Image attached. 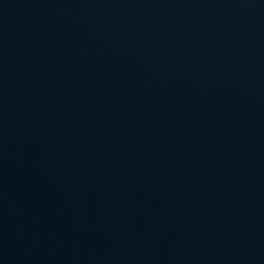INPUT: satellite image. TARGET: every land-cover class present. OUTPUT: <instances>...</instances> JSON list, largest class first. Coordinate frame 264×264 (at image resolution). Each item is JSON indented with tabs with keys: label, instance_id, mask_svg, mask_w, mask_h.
I'll list each match as a JSON object with an SVG mask.
<instances>
[{
	"label": "water",
	"instance_id": "1",
	"mask_svg": "<svg viewBox=\"0 0 264 264\" xmlns=\"http://www.w3.org/2000/svg\"><path fill=\"white\" fill-rule=\"evenodd\" d=\"M0 264H264V0H0Z\"/></svg>",
	"mask_w": 264,
	"mask_h": 264
}]
</instances>
